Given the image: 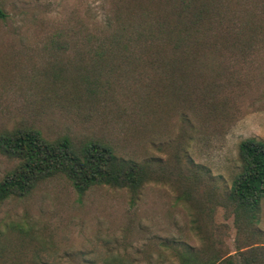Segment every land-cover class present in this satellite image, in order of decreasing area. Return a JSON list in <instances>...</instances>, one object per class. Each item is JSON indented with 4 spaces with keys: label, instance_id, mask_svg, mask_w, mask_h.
Wrapping results in <instances>:
<instances>
[{
    "label": "rangeland",
    "instance_id": "rangeland-1",
    "mask_svg": "<svg viewBox=\"0 0 264 264\" xmlns=\"http://www.w3.org/2000/svg\"><path fill=\"white\" fill-rule=\"evenodd\" d=\"M188 1L0 0V132L101 141L149 172L135 192L78 194L59 176L0 201V264H180L187 248L264 264V199L249 229L222 203L239 143L264 142V0L244 2L251 48L223 50L179 89L150 90L140 69L95 57L123 42L141 53ZM15 165L0 154V181Z\"/></svg>",
    "mask_w": 264,
    "mask_h": 264
},
{
    "label": "trees",
    "instance_id": "trees-1",
    "mask_svg": "<svg viewBox=\"0 0 264 264\" xmlns=\"http://www.w3.org/2000/svg\"><path fill=\"white\" fill-rule=\"evenodd\" d=\"M245 1L249 0H190L182 5L174 21L161 26L157 35L151 34L152 38L140 47L141 53L125 54L132 46L123 42L107 47L110 51L115 47L117 53L99 48L95 57L111 65L117 61L110 66L114 72L113 68H120L121 64L129 72L140 69L139 79L147 80L145 85L150 90L179 89L187 85L190 74L209 66L223 50L242 54L251 48L257 29ZM2 18L4 13L0 9ZM203 98L210 110H216L220 104ZM237 153L239 165L222 203L234 215L238 228L249 229L258 222L264 199V142L244 139ZM0 154L16 161L0 181V201L25 197L41 182L59 176L69 181L78 194L95 186L135 192L149 177L146 166L118 158L104 142L75 143L67 136L48 140L31 127L0 132ZM187 250L178 254L180 264H219L223 259H204V251L198 254ZM224 264L233 263L227 259ZM243 264L255 263L244 260Z\"/></svg>",
    "mask_w": 264,
    "mask_h": 264
}]
</instances>
